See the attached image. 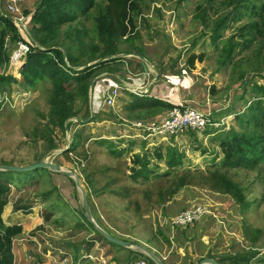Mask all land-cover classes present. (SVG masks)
<instances>
[{
    "label": "rangeland",
    "instance_id": "1",
    "mask_svg": "<svg viewBox=\"0 0 264 264\" xmlns=\"http://www.w3.org/2000/svg\"><path fill=\"white\" fill-rule=\"evenodd\" d=\"M138 2L140 10L133 12L135 29L131 40L126 38L129 35L119 37L112 46L115 51L109 55L107 37L98 33L96 25V18L108 0H96L88 14L62 24L53 34L40 31L39 24L32 19H28L23 30L17 28V37L33 45H40L38 41L45 39V46L60 48L66 55L67 65L74 69L83 70L107 59L113 60L92 70L89 83L90 87L92 83L94 85L89 90L88 99L82 95L74 96L72 110L79 111L66 120L65 129L51 119V81L43 80L37 89H28L22 84L21 73L14 72L9 63L0 62V75L9 74L17 79L10 84L0 83V165H27L48 158L75 171L88 200L94 198L99 205L101 193L113 199L121 190L119 194L124 196L120 208L130 212L124 219L126 227L133 230L137 226L144 227L148 234L162 240L159 243L164 244L162 247L165 244L170 246L168 241L182 243L184 264L188 262V252L198 254L196 261L201 255L218 259L258 252L248 264H264V166L255 170L223 167V153L217 139L220 130L211 126L168 137L161 143L154 141V144L152 140L135 138L132 139L135 142H131V138H119L118 128H123L124 133L136 132L117 114L119 109L125 111L129 96L122 90L115 105L102 102L106 85L109 88L115 84H128L132 78H139L137 82L142 83L140 78L145 74L149 93L153 94L156 88L158 92L157 86H164L162 97L170 93L168 102L211 111L213 118L232 115L230 126L240 129V119L245 118L254 96L253 84H264V0ZM40 3L41 0H24V13L33 16ZM0 10L7 14L5 0H0ZM223 21L225 24L216 28ZM252 24H258L261 30ZM2 27L0 24V32ZM13 36V32L5 36L4 49L8 54L16 42ZM67 52L75 58L74 61L68 59ZM193 55L201 60L197 58L190 62ZM141 56L147 59L145 64H142ZM132 84L136 82L132 81ZM184 92H188L187 95L184 96ZM96 94L97 102L94 101ZM168 109L170 107H159L141 117L145 120L160 118ZM76 132L81 134L77 148H70ZM106 135L112 137L104 142ZM169 146L184 154L182 163L173 168L166 162ZM69 148L71 151L65 152ZM158 152L162 153V158ZM137 153L149 160L148 177H134V169L140 167L135 161ZM50 171L49 168L8 171L4 176L9 182L0 174V179L8 186L2 212L4 221L10 223L6 218L10 206L14 213L25 217L18 220L26 227V237L31 244L25 245L24 231L17 240L28 264H96L90 254L72 251V244L79 248L82 240H86L81 226L77 225H90L88 216L84 220L81 215L82 212L85 214L82 193L75 179L64 173L57 178L56 185L60 186L54 187L57 193L54 192ZM215 171L225 173L241 186L250 203L248 209L242 211L229 194L213 188L217 182L213 177ZM69 185L75 187L76 195L81 199L77 202V212L72 210L70 203L62 201L65 197L60 199ZM47 190L51 191L50 200L59 197L54 201L55 205L69 216V219L66 214L61 218L63 224L55 236L48 230L45 218L46 211L51 210L46 202L49 200L42 195ZM196 204L205 205L209 212L193 226L172 227L175 215ZM34 213L42 217L41 223L38 218L36 221L30 217ZM63 214L59 211L58 217ZM255 237L257 240L253 241ZM175 255L176 252H172V257L177 259Z\"/></svg>",
    "mask_w": 264,
    "mask_h": 264
},
{
    "label": "trees",
    "instance_id": "2",
    "mask_svg": "<svg viewBox=\"0 0 264 264\" xmlns=\"http://www.w3.org/2000/svg\"><path fill=\"white\" fill-rule=\"evenodd\" d=\"M96 5V0H41L39 7L32 16V20L39 24V30L53 34L59 26L74 21L79 16L88 14ZM132 10V13L129 11ZM140 10L138 0H108V4L102 9L97 16V29L100 35L107 37L108 53H113L115 48L112 47L119 37H126L128 40L132 38V32L135 29L134 14ZM130 14V16H129ZM238 18L235 17V20ZM0 24L3 27L0 32V62L9 63L10 53L4 49L5 36L8 32H13L14 41L22 39L30 45V51L26 54L24 63L20 69L22 76V84L28 89H37L38 84L46 79L52 83V93L50 97L51 103V119L54 124L62 128L65 127V122L68 118L76 116L79 109L72 110V99L75 95H82L84 99H88L90 90V77L92 70L108 65L111 60L107 59L103 62L96 63L83 70L74 69L67 65L65 53L54 45H47V40H39L40 45H33L28 40L19 36V31L11 18L5 16L0 10ZM225 21L221 22L216 28L223 26ZM258 30V24H252ZM131 27V28H130ZM262 32V31H260ZM129 33V34H128ZM216 35L214 40H216ZM68 59L74 61L71 53L67 52ZM201 58L193 55L190 62ZM16 65L19 62H15ZM14 72L18 70L13 69ZM17 82L13 75H0V83L10 84ZM76 88L78 90H76ZM211 91V88H210ZM254 96L248 104V109L245 118L238 116L240 119V129L230 128L220 130L217 137L219 139L220 150L223 153L222 166L231 168H245L255 170L264 166V84H253ZM133 96L135 105L141 108H168L171 110L177 104L164 101L158 97L143 95L138 96L134 93H129ZM86 99V100H87ZM134 105V106H135ZM182 105V104H179ZM244 115V114H243ZM213 129V130H214ZM81 134L76 132L73 145L70 148L77 146ZM67 151H71V149ZM77 148V147H75ZM53 148H50V150ZM115 152L114 149L111 150ZM183 153H180L175 147L169 146L166 151V162L171 168L182 163ZM160 158L163 157L161 152H158ZM135 161L140 164L138 169H134V177H148L150 173L149 160L147 156L135 155ZM8 171L0 170L1 176L8 182V177H5ZM213 177L215 181L213 188L219 192L229 194L235 202L240 206L242 211L250 207V203L241 188V186L229 178L221 171H215ZM8 186L0 179V264H28L23 256V251L18 243V236L23 232V226L20 224H7L4 221L2 212L6 204V194ZM264 200V197H263ZM85 212V209H84ZM84 216H86L84 214ZM96 230V229H94ZM103 238L104 236L96 230ZM257 237L253 238L256 241ZM142 258L149 259L152 264H156L146 254L140 252ZM258 252L249 254L229 255L218 258L220 264H248L252 256ZM146 256V257H145ZM264 261V257L262 258Z\"/></svg>",
    "mask_w": 264,
    "mask_h": 264
},
{
    "label": "crops",
    "instance_id": "3",
    "mask_svg": "<svg viewBox=\"0 0 264 264\" xmlns=\"http://www.w3.org/2000/svg\"><path fill=\"white\" fill-rule=\"evenodd\" d=\"M140 58L143 60L142 64H144L145 61H147V59L143 56H141ZM146 74H148V72H146ZM130 78H132V77H130ZM145 78H146L145 74H143V77L140 78L143 80L142 83H138L139 78H137V79L132 78L130 82H127L128 84L125 83L123 85H120V86H122V89L120 91L119 96H122V90H125L129 96L128 101H126V103H125L126 106L124 105L125 111H123L122 109H119V112L117 113L119 115V117L121 118V120L123 119V121L125 122L124 123L125 125H126V122H128V121L145 120V118L141 117L142 115H146L149 112H154L155 110L159 109V107H154V108L137 107L135 105L133 96H131L129 94L130 92L134 93L135 90H137L139 93L137 94V92H135V94H137L138 96H143V95L154 96V97H158V98H160L164 101H167V102H168V97L171 96V95H169L170 94L169 93L164 98L162 97L164 86L162 88L160 86H157L158 92H156V90H157V88H156V89H153V92H154L153 94L149 93V88H147L148 83H146V81H148V80L145 81ZM132 81L136 82V84L135 85L132 84ZM116 82L119 83V80ZM111 86H113V85H111ZM111 86H109V88H107L108 85H106V87H104V90L109 91ZM107 91H104V94H106ZM187 93L188 92H184V96L187 95ZM97 97H98V94H96L94 96V100H96ZM179 103H181V102H179ZM127 110H128V112H127ZM137 113L139 116L137 115ZM166 113H167V111H166ZM163 115H161V116H163ZM139 117H141L142 119ZM148 119H152V118H148ZM130 133L131 132H129V134L127 132L124 133L123 128H118V134H119L118 137L119 138H132L129 136V135H131ZM111 137H112V135H106L104 142L106 141L107 138L111 139ZM126 140H129V139H126ZM129 141L135 142L132 139ZM122 147H125V145H122ZM50 170L51 171L49 173L53 177V180L51 182V186L53 187V191L56 192L55 191L56 189L54 187L60 186V184H58V183H57L58 186L56 185L57 178L59 176H64V175L61 172H58V171H55L52 169H50ZM121 192H122L121 190H120V192L117 191V193L113 196V199H110L108 197V194H104V192L101 193L100 205L95 202L94 198L92 200H90V197H89V201H90V205H91L90 208L92 211L93 219L96 221V223L100 227H102L106 232H108L112 236L126 240V241H130L133 243V245L130 247L129 246H123V245H120L118 243H115V242L107 239L105 236L103 238L100 234H98L96 232L97 229L95 228V226L92 224V222L90 220H87L85 218V216H84V214H82L83 213L82 212L81 215L83 216V219L87 220L90 225H87V224L82 225V223H79L77 225L78 227L81 226L80 228L83 230V235L85 236L86 240H82L83 244L79 248H77L76 245L72 244V251L75 254L77 252H81V251H83L82 254H84V253L90 254L92 256V258L95 260L96 264H102L101 262H103L104 264H131L134 261L142 258V255L140 253V252H142L140 246L144 245V246L148 247L149 249H151L152 251H154L155 253H157L160 257H162L165 264H181V263L184 264V258H183L184 252L181 251V250H183L184 245L182 243L178 242V244H176L175 242H173V244H172L170 241H168L170 246H167L165 244V246L162 247V245H164V244H162V245L159 244L162 240L161 241L158 240L155 237V235L153 236L152 234L151 235L148 234L147 229H145L144 227L137 226L135 228L136 230L128 229L126 227L124 219L126 218L127 214H130V212L123 210V208H120L121 207L120 202L122 201V196H124V195L119 194ZM50 194H51V191L47 190L42 195H43V198H47L49 200V201H46V202H48L47 206H49V207L51 206V210L46 211L47 214H46L45 218L47 220L48 230L54 235L55 232H58V233L60 232L58 227L62 226L63 223L61 221V218H63V216H65L66 213L55 205L54 201H58L59 197H58V200L56 199V200L52 201V200H50V198H51ZM123 194H125V193H123ZM63 197H65V199H63ZM76 197H77V195H76L75 187L73 188V185H69V186H66V191L62 194V197H60V199H63L62 200L63 202L70 203V207L72 208V210L74 212H77L78 209L76 206H79V204L77 205V202H78V200H81V199H80V197H77V198ZM125 197H126V195H125ZM113 202H115V204ZM94 204H95V208H94ZM81 206H82V202H81ZM58 209H59V211L64 213L60 217H58L59 216ZM76 209H77V211H76ZM83 210H84V207H83ZM85 215H86V213H85ZM30 217L32 219H36V221L38 218L39 223L42 222L41 221L42 217H40V215L38 213H34ZM6 218L10 222L7 224H20V225H22L23 231H24V233L22 232L23 233L22 236H23V238L26 237L27 229L24 226V224H22V222H19V220H18V219L25 218V217H23L22 214H19L17 212L14 213L12 210V207L10 206L7 210ZM66 219H69V216L67 214H66ZM103 219H104V221H101ZM27 220L30 221L29 218ZM188 227H190V226H188ZM27 228L29 229L30 227H27ZM178 228H181V227H178ZM185 228H187V227H185ZM94 229H96V230H94ZM160 234H162V232H160ZM162 235L164 236L165 234H162ZM165 238H166V240H169L167 237H165ZM24 243H25V245H29V244H31V241L27 238V239H25ZM186 244H188V243L185 242V245ZM172 252H176L175 256L177 259H174L172 257ZM188 254L190 256L188 258V262L185 264H198L204 258L211 257V256H207V255L206 256L201 255L200 258L198 259V261H196L198 254L195 253L196 254L195 255V254H192L190 252H188ZM135 257H140V258L135 259ZM212 258H214V257H212ZM214 259H216V258H214ZM216 260L218 261V259H216Z\"/></svg>",
    "mask_w": 264,
    "mask_h": 264
},
{
    "label": "built area",
    "instance_id": "4",
    "mask_svg": "<svg viewBox=\"0 0 264 264\" xmlns=\"http://www.w3.org/2000/svg\"><path fill=\"white\" fill-rule=\"evenodd\" d=\"M24 0H5L7 15L19 30H23L28 25V19H32V15H26L22 8ZM9 39L6 41V46L9 45ZM30 51V45L22 39L17 40L10 53L9 67L15 69L14 61L21 60L22 63L18 67V73L24 63L26 54ZM122 86L113 85L109 91L104 94L105 105H115L117 97L120 95ZM97 102L98 100H94ZM232 115L224 116L221 119L213 118L211 111H203L192 105H177L167 112V114L160 118H152L146 120H134L126 122L129 128L136 131L129 135L131 139L152 140L159 143L166 141L168 137H177L183 133L193 130L200 131L211 128L230 129V118ZM129 134V133H128ZM209 212L205 205H193L184 209L172 218V227L185 228L192 226L201 220ZM131 264H152L147 258H141Z\"/></svg>",
    "mask_w": 264,
    "mask_h": 264
},
{
    "label": "water",
    "instance_id": "5",
    "mask_svg": "<svg viewBox=\"0 0 264 264\" xmlns=\"http://www.w3.org/2000/svg\"><path fill=\"white\" fill-rule=\"evenodd\" d=\"M25 63H24V65H25ZM93 85H94V83L91 84V87H93ZM37 168H49V169L64 173L67 176L74 178L76 183H77V187L80 189V191L82 193V199H83L85 213L88 216V218L90 219V221L92 222V224L95 226L97 231H99V233H101L107 239H109L115 243H118L120 245L129 246V247L133 245V243L130 241H126V240L112 236L111 234L106 232L102 227H100L96 223V221L93 219V216H92V212H91L90 205H89V200H88L86 191L84 189V186L81 183V180L75 171L68 170V169L64 168L62 165H60L54 161H51L48 158H46V159L44 158L43 160L37 161V162L32 163V164H27V165H0V170L12 171V172H26V171H31V170H34ZM140 247H141V251L144 254H146L148 257H150L156 264H165L164 260L157 253H155L154 251H152L151 249H149L148 247H146L144 245H141ZM198 264H220V262L214 258L206 257Z\"/></svg>",
    "mask_w": 264,
    "mask_h": 264
},
{
    "label": "bare ground",
    "instance_id": "6",
    "mask_svg": "<svg viewBox=\"0 0 264 264\" xmlns=\"http://www.w3.org/2000/svg\"><path fill=\"white\" fill-rule=\"evenodd\" d=\"M15 62H19V64L15 65ZM22 61L21 60H16L14 61V66H15V69L18 68L20 65H21ZM13 69V68H12Z\"/></svg>",
    "mask_w": 264,
    "mask_h": 264
}]
</instances>
